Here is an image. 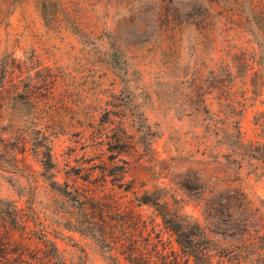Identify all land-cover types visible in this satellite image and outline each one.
Returning <instances> with one entry per match:
<instances>
[{
	"label": "rangeland",
	"instance_id": "1",
	"mask_svg": "<svg viewBox=\"0 0 264 264\" xmlns=\"http://www.w3.org/2000/svg\"><path fill=\"white\" fill-rule=\"evenodd\" d=\"M201 96L233 97L243 140H264V0H0V197L30 232L8 246L30 264H128L68 224L67 189L128 203L166 252L180 249L159 212L176 211L212 264H264L259 166L223 160ZM145 191L156 202L137 204Z\"/></svg>",
	"mask_w": 264,
	"mask_h": 264
},
{
	"label": "trees",
	"instance_id": "2",
	"mask_svg": "<svg viewBox=\"0 0 264 264\" xmlns=\"http://www.w3.org/2000/svg\"><path fill=\"white\" fill-rule=\"evenodd\" d=\"M198 101L202 111L196 115H201L202 128L214 138L215 147L223 146L226 149V152L222 153L223 160L230 162L232 160L231 153L234 156L240 155L239 159L235 161L238 168L242 161L241 158L247 156L248 159H254L259 169L255 167L253 171L264 180V140H261V143L256 140V143L253 140H243L239 127L242 111L235 107L233 97H213L211 101L215 104V108L207 104L204 96H201ZM256 115L254 123L261 124V131L264 133V109H261V116ZM49 180L51 184L55 185L53 179ZM59 190L61 195L77 203L72 205L75 211L68 213L69 219H66L68 224H71V220H73L80 228L95 230L94 234L103 241L115 245L118 243L121 245L119 248L131 250L130 253H126L125 257L128 264H179V258L184 259L187 264L189 260L193 264H212L208 252L201 251L195 246L196 238L205 236L197 218H191L185 214L180 215L176 211L159 212L163 225L173 233L174 240L180 249L179 253L173 250L166 252L164 246H158L157 242L149 237L150 231L146 234L142 233L146 227L145 220L140 218L138 213L133 212L128 203H123L125 208L119 209L122 203L117 201L111 205L106 200L89 203L86 193L70 192L67 189ZM151 195V191L141 193L136 197L137 204L156 202L150 198ZM7 202L8 200L0 197V224L3 226V232L0 233V264H30L32 259L24 257L22 244L15 242L12 247L8 246L13 229H18L23 236L30 232L26 217L17 211L12 201H10V205L5 206ZM86 203L90 205L86 206ZM111 208H114L115 211ZM112 213H115L116 218L112 217ZM49 257L50 254L44 259ZM35 260H38L39 263L41 258L37 257Z\"/></svg>",
	"mask_w": 264,
	"mask_h": 264
}]
</instances>
